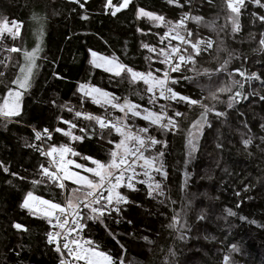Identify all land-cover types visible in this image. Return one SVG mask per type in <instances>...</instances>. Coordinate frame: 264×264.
Wrapping results in <instances>:
<instances>
[{
	"label": "trees",
	"instance_id": "16d2710c",
	"mask_svg": "<svg viewBox=\"0 0 264 264\" xmlns=\"http://www.w3.org/2000/svg\"><path fill=\"white\" fill-rule=\"evenodd\" d=\"M124 1L0 0V24L24 31L37 12L44 39L39 74L16 110L1 100L21 37L0 39V264H85L48 243L53 216L22 203L31 194L63 206L44 152L106 165L120 140L116 123L152 139L144 166L125 173L115 195L86 205L69 238L112 264H264V0L237 9L233 0H128L119 8ZM91 52L123 72L94 67ZM233 72L254 75L252 87H238ZM132 74H149L156 85L169 76L168 101ZM80 86L158 119L121 121L119 110ZM199 124L194 151L189 136Z\"/></svg>",
	"mask_w": 264,
	"mask_h": 264
},
{
	"label": "rangeland",
	"instance_id": "374dc122",
	"mask_svg": "<svg viewBox=\"0 0 264 264\" xmlns=\"http://www.w3.org/2000/svg\"><path fill=\"white\" fill-rule=\"evenodd\" d=\"M127 2L128 0L122 2L119 8L126 7ZM38 15L40 14L37 12L33 13L30 18L29 25L24 29V31L16 24L12 26L0 24V39L3 35L8 34L11 35L12 38L20 36V49L22 48L20 55L21 60L17 65L16 60L14 62V66L16 67L12 74L11 85L6 91L7 94H5L1 100V106H10L13 110H16L21 104L24 93L33 87L39 74L40 60L43 56L44 39L40 34V20ZM138 16L145 17L150 20L156 19L153 14L143 13L140 11L138 12ZM7 51L15 54L17 48L12 47ZM90 60L94 67L104 70L110 74L119 75L124 69V67L116 60L94 52L90 53ZM233 73L239 75L241 78L238 81V87L243 88V80H246L248 87H252V82L255 77L254 75L246 76L242 72ZM132 77L135 81L140 80L152 86L154 84L156 85L157 82H155L154 78L149 74H132ZM166 78H162L161 81L158 82L160 83L159 85H164L166 83ZM80 91L91 96L93 101L96 103L115 107L121 113V121L125 122L126 118L129 116L133 119L134 117H138L150 120L154 123L158 119L150 110H141L129 101H124L118 104L114 103L109 95L105 92H101L97 88L88 89L84 86H80ZM232 99H235V101L238 102L241 101L242 93L240 91L235 93V97ZM115 127H117L116 131L120 136V140L114 148L110 162L106 165L92 162L93 164L91 167H83L76 164L72 161V159L66 158L65 150H60L56 153L58 157L57 170L61 173L62 179L65 182L73 184L69 191L67 190V187L64 190L66 192L65 203L69 209L73 210L77 200H86L89 194L96 192L102 184L110 179L114 180L109 185V192L107 195H109V197L115 195L117 187L120 185L119 181L122 176L127 175L120 170L121 166L125 165L127 161L130 160L128 155H130L131 149H134V144L140 143L142 141L141 137L144 136H142V134L138 131H130L124 126L118 125ZM201 128L202 125H196L189 136V146L194 149V151L195 148L193 143L199 140ZM139 161L141 166H144L145 159H143L142 156L139 157ZM148 167H150V169L152 168L151 165H148ZM150 179L151 177L149 176L148 180ZM153 187L155 189V184H153ZM88 204L89 202L87 205ZM22 206L34 214L42 215L47 218H51L52 216L54 217L55 213L63 211L62 206L52 204L31 194L25 195ZM65 247L69 257L75 261H81L85 264H112L108 256L98 251L86 248L75 238H69V236H67L65 239Z\"/></svg>",
	"mask_w": 264,
	"mask_h": 264
},
{
	"label": "built area",
	"instance_id": "2783aa9c",
	"mask_svg": "<svg viewBox=\"0 0 264 264\" xmlns=\"http://www.w3.org/2000/svg\"><path fill=\"white\" fill-rule=\"evenodd\" d=\"M235 8L240 5V2L242 0H233ZM237 9V8H236ZM175 60V58H173ZM172 67H170V70ZM172 82V79L167 76L166 83L164 85H154L151 88L152 97L154 99H162L164 103L168 101V84ZM105 121V119H103ZM117 126V124H115ZM169 131L173 132L175 130V127L173 125L168 126ZM44 136L46 138L50 137V134L48 132H44ZM151 138H142V141L140 144L136 145L131 157L128 159L127 163L121 167V171L127 174L135 175L136 174V168L139 166L140 161L138 160V157L142 155V153L145 152V150L151 145ZM44 155L47 157V165L49 172L47 174V178L54 179L57 182L56 189H60V191L63 193V211L57 212L54 215V222L51 226V228L47 232V240L49 244H55L59 251H63L65 248V239L69 234L72 232V230L77 225V216L81 213V211L84 209V207L87 205V203H91L93 201H98L102 195L109 192V185L113 182L114 179H110L109 181H106L104 184L98 188V190L94 193H91L88 195V198L86 200H77L75 207L73 210L69 209L66 206L65 203V195L66 192L64 191L66 188L65 181L62 179L61 173L57 170V161L58 157L56 153L53 152H44ZM132 170V171H130ZM88 241L87 239L85 240Z\"/></svg>",
	"mask_w": 264,
	"mask_h": 264
},
{
	"label": "crops",
	"instance_id": "0c3cea01",
	"mask_svg": "<svg viewBox=\"0 0 264 264\" xmlns=\"http://www.w3.org/2000/svg\"><path fill=\"white\" fill-rule=\"evenodd\" d=\"M54 153V152H53Z\"/></svg>",
	"mask_w": 264,
	"mask_h": 264
}]
</instances>
